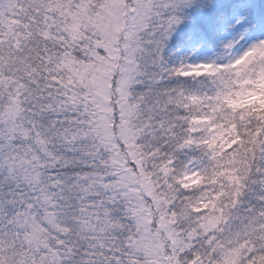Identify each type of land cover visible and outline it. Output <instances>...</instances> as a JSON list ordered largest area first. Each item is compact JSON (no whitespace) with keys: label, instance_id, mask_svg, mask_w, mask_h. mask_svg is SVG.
I'll list each match as a JSON object with an SVG mask.
<instances>
[{"label":"snow or ice","instance_id":"obj_1","mask_svg":"<svg viewBox=\"0 0 264 264\" xmlns=\"http://www.w3.org/2000/svg\"><path fill=\"white\" fill-rule=\"evenodd\" d=\"M0 264H264V0H0Z\"/></svg>","mask_w":264,"mask_h":264}]
</instances>
